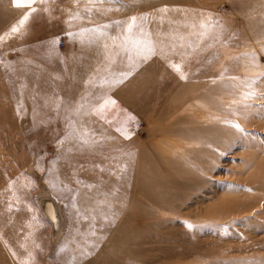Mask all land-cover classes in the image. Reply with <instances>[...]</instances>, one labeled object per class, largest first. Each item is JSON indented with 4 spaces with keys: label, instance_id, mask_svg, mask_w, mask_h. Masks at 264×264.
I'll use <instances>...</instances> for the list:
<instances>
[{
    "label": "rangeland",
    "instance_id": "obj_1",
    "mask_svg": "<svg viewBox=\"0 0 264 264\" xmlns=\"http://www.w3.org/2000/svg\"><path fill=\"white\" fill-rule=\"evenodd\" d=\"M247 1L136 0L72 21L75 31L108 24L107 35L66 36L67 13L44 12L56 5L40 0L32 6L38 11L11 34L30 9L0 0V264H65L86 243L77 228L97 244L84 259L94 264H264V198L257 201L264 181L245 178L264 165V108L257 107L264 105V77L252 79L264 73V0ZM164 6L167 13L157 11ZM144 13L156 54L144 60L132 50L129 60L121 40L108 37L121 32L116 21ZM201 21L215 22L204 38ZM251 52L255 62L244 55ZM66 103L82 105L80 112H67ZM70 121L99 143L76 151L74 140L63 139ZM61 155L69 159H57ZM168 169L198 179L183 189L176 210L157 198L158 171ZM224 200L247 219L244 225L230 223L231 229L229 219L212 217H222ZM90 215L94 221L85 218ZM253 224L260 225L257 233L249 230ZM231 243L241 245L237 258L225 250V260L203 255Z\"/></svg>",
    "mask_w": 264,
    "mask_h": 264
},
{
    "label": "snow or ice",
    "instance_id": "obj_2",
    "mask_svg": "<svg viewBox=\"0 0 264 264\" xmlns=\"http://www.w3.org/2000/svg\"><path fill=\"white\" fill-rule=\"evenodd\" d=\"M37 0H13V4L16 7H29L30 11L27 12L19 21L17 25H14L11 29L10 32L11 34H15L20 30L21 26H24L26 22L30 19V17L33 15V13L37 12L38 9L35 7H32ZM41 3L44 4H53L56 5L55 8H49L45 7L42 11L52 13L54 11H59L61 13H67V19L64 21V23L67 25V30L65 31L66 36H79L82 35L84 32H92V33H97L99 35H107L104 32V29L109 28L110 25L105 24V25H99V24H93L90 27L86 28H80L79 31L73 30V24L72 21L74 20H81L84 19L85 16L89 20H93L95 17L93 16V12H98L100 15H106L108 12L116 10L120 11L125 7L129 6H134L136 3V0H73V3L76 5L83 4L84 7L82 10L77 8L76 10L72 9H64L59 7V4L57 3V0H40ZM103 4H108V5H115V9L109 7V8H103V9H97L95 6L96 5H103ZM157 11L167 13L169 11V8L167 6H164L161 9H158ZM175 11H187V10H182V9H175ZM149 14L144 13L141 14L140 17L137 16H131L128 18L127 21H116L115 26L121 28V32L117 36H109L113 42H115L117 39L121 40V50L124 53H128V59L131 60V51L135 50V53L137 57L141 59H148L150 55H155L156 54V48H155V43L151 39V33L146 32L145 27H144V21L148 19ZM52 19H55V17H51ZM209 21H211V16L209 15ZM215 22L212 23H205L204 21H201L200 27L204 31L199 33L201 38H204L205 36L208 35L209 31L211 28L214 26ZM222 27V26H221ZM3 37H0V40H2ZM55 39H59L58 37ZM182 39V38H181ZM105 48L108 47L107 44L104 45ZM244 55L250 57L253 62H255L256 58V53L251 52V53H245ZM6 68H10V65H5ZM173 67L179 68L178 65H173ZM261 77H264V73H260L257 76L253 77V82L258 81L261 79ZM233 79H238V78H233ZM248 95H254V93H249ZM51 100V97H47L44 100V106H47L49 101ZM56 107L59 108L60 104L57 102ZM80 107H77L75 109H72L68 103L65 104V110L67 112H80ZM258 108H264V105H258ZM36 111V110H34ZM67 119V117H66ZM234 127L241 132L246 131L245 129H242L239 124H235ZM119 130V129H118ZM95 134L91 133V138L89 137V130H85L83 134H81L75 127L73 126V122H69L65 131V134L63 136V139L67 140H74L75 141V147L76 151H82L84 148H89L91 149L94 147L99 141H97L95 138ZM126 138H128L126 136ZM57 143L62 144L63 140L58 137L57 138ZM73 149L72 147H69L67 149V152H71ZM57 159H62V160H68L69 157L67 155H61L58 156ZM37 160L38 162L42 160L41 154H37ZM39 166V163L38 165ZM12 182H9V186L11 187ZM55 183L53 184V187H55ZM69 191H73L72 189H68ZM111 207V205H109ZM12 206L9 205V211H11ZM76 218L77 221L81 217V211L78 209L76 212ZM104 219H108V216L106 214H102ZM85 218H90V220L94 221L95 220V215H90V217H85ZM188 227H193V225H188ZM76 232L78 235L83 237L86 240L85 244H78L77 249H78V254L73 255L71 259H68L65 261V264H80L82 260L85 258L89 257L92 255V251L89 249H95L97 247V244L94 240L88 239V232H80V230L77 228ZM89 232L90 235L95 237L96 236V227L93 223L89 224ZM37 247H39L37 245ZM60 252H64L65 249L68 247L67 244L62 243L61 245L58 246Z\"/></svg>",
    "mask_w": 264,
    "mask_h": 264
},
{
    "label": "bare ground",
    "instance_id": "obj_3",
    "mask_svg": "<svg viewBox=\"0 0 264 264\" xmlns=\"http://www.w3.org/2000/svg\"><path fill=\"white\" fill-rule=\"evenodd\" d=\"M249 1V0H248ZM247 1V2H248ZM250 1H252V0H250ZM257 1V0H256ZM184 2V1H183ZM255 2V1H254ZM253 2V4H255ZM259 2V1H258ZM262 2V1H261ZM249 3V2H248ZM248 3H246V4H248ZM182 4H185V2L184 3H182ZM240 5V4H239ZM244 5V4H243ZM240 6H242V5H240ZM245 6V5H244ZM246 6H248V5H246ZM258 6V5H257ZM243 7V6H242ZM240 9V8H239ZM243 9H244V7H243ZM253 9V8H252ZM251 9V10H252ZM250 10V9H249ZM250 10V11H251ZM254 10H256V8L254 9ZM253 10V11H254ZM247 9H246V14H247ZM250 11H248L249 13H250ZM179 24H181V25H183V23H179ZM178 26H180V25H178ZM182 27V26H181ZM181 29V28H180ZM182 30H183V28H182ZM261 30V29H260ZM259 30V31H260ZM258 31V32H259ZM262 32V30L259 32V33H261ZM262 34V33H261ZM251 35V34H250ZM251 37H252V35H251ZM253 39H254V37H252ZM166 41H167V39H166ZM162 42H164L165 43V40L163 39V41ZM79 61H80V59H79ZM172 123V122H171ZM168 124H169V122H168ZM232 124V123H231ZM234 126V125H233ZM206 127V126H205ZM169 130V129H168ZM195 130H198V129H195ZM204 131V130H203ZM225 133V132H224ZM195 134H197V133H195ZM226 134H227V132H226ZM231 134V133H230ZM220 136V135H219ZM224 136V135H223ZM203 137H205V136H203ZM207 137V136H206ZM205 137V138H206ZM210 137V136H209ZM212 137H216V136H212ZM222 137V136H221ZM220 138V137H219ZM223 138V137H222ZM182 139H186V140H190V138H189V135L188 136H185L184 138H182ZM192 140H193V138H192ZM213 140V139H212ZM236 141V140H235ZM175 158V157H174ZM196 159V158H195ZM200 163V162H199ZM261 164V163H260ZM263 164V163H262ZM261 164V165H262ZM167 168V167H166ZM260 170V172H259V174H253V175H250L249 177H245L249 182H263L264 181V165H262L261 167H258ZM178 170V169H177ZM159 172V187H161V191L159 192V195L161 196V197H157L158 198V203H160L161 204V206H164L163 204H169L170 206H171V208L173 209V208H175V210L177 209V208H179L181 205H182V202L184 201V198H185V196L183 197V194H185L184 193V191H183V189H186V190H189V188L190 189H193L194 188V186H196L197 185V182H198V179H197V177H194V176H175V175H173L172 173H173V171H172V169L170 170V169H168V170H163V171H158ZM257 173V172H256ZM234 177V176H233ZM237 180H238V178H236ZM242 182V181H241ZM239 184V183H238ZM257 184V183H256ZM161 185V186H160ZM163 186V187H162ZM141 187V186H140ZM143 187V186H142ZM160 189V188H159ZM143 190H144V188H143ZM143 193H145V191L143 192ZM142 193V194H143ZM145 195V194H144ZM158 195V194H157ZM158 195V196H159ZM153 197V196H152ZM154 198V197H153ZM156 198V197H155ZM155 198H154V200H155ZM264 198V195H263V197H260V198H258L257 199V201H259L260 199H263ZM182 201V202H181ZM231 201V200H230ZM232 201H234V200H232ZM156 202H157V200H156ZM253 202L254 201H251V203H250V205H252L253 204ZM264 202V201H263ZM262 202V203H263ZM184 203V202H183ZM223 203H225V204H223V205H221V208L222 209H220L221 211H222V213H223V215H221L222 217H217V216H219V213H217V214H213L212 213V217L213 218H218V219H229L228 220V224H230V223H237V224H242V225H244L245 224V222L247 221V219H244V217H243V215H242V217H240L241 216V213H239L238 214V212L236 211V210H231V208L233 207L232 205L233 204H231L230 202H228V200H224L223 201ZM235 203V202H234ZM236 205H237V202H236ZM243 205V204H242ZM250 205H247V207L248 206H250ZM260 205V204H259ZM263 206V205H262ZM238 207V206H237ZM162 208V207H161ZM182 208V207H181ZM163 209V208H162ZM165 209H166V207H165ZM167 209H168V207H167ZM211 209V208H210ZM243 209V208H242ZM262 209H264V206L262 207ZM244 211H247V212H250L251 211V208H244L243 209ZM210 211V210H209ZM208 211V213H210ZM212 211V210H211ZM214 213H215V211H214ZM185 215H192L191 213H185ZM240 215V216H239ZM208 216H211V215H208ZM215 216V217H214ZM232 216V217H231ZM239 216V217H238ZM263 218H264V216H262ZM263 221H264V219H263ZM222 223V222H221ZM225 223V222H224ZM248 223V222H247ZM225 225V224H224ZM254 225V224H253ZM259 227H260V225H254V228H251V229H249V230H252L253 229V232L254 233H257L260 229H259ZM230 228L231 229H233L234 227H233V225L232 224H230ZM223 229V228H222ZM221 229V230H222ZM235 229V228H234ZM248 229V228H247ZM216 230V228H213V231H215ZM224 230V229H223ZM227 230V229H226ZM218 231V230H217ZM256 231V232H255ZM222 232V231H221ZM255 235V234H254ZM232 245H225V244H223V246H221L220 247V249H217V250H213L212 252H206V253H204L203 255L204 256H206V257H212V258H216V259H218V258H220V259H227V258H229L228 256H227V254L225 255L224 253H223V251L225 250L226 252H228V253H230V252H233L234 254H235V252H236V255H234L236 258H237V256L239 257L241 254H240V251H241V249H239V246L241 247V245H239L238 246V244H233V243H231ZM243 250V249H242ZM248 250V249H247ZM239 251V252H238ZM244 251V250H243ZM225 252V253H226ZM238 253V254H237ZM243 254L245 253V252H242ZM247 253V252H246ZM233 256V258H235ZM232 257V256H231ZM109 259H107V260H105L104 262L107 264V263H109V261H108ZM235 260H237V259H235ZM234 260V261H235ZM113 262H115V260H113ZM221 262H222V260H221ZM111 263V262H110ZM213 263V262H212ZM211 263V264H212ZM214 263H216L215 261H214ZM218 263V262H217ZM224 263V262H223ZM229 263V262H228ZM227 263V264H228ZM230 263L231 264H235L236 262H231L230 261ZM80 264H94L93 262H90V261H86V260H82L81 262H80Z\"/></svg>",
    "mask_w": 264,
    "mask_h": 264
}]
</instances>
